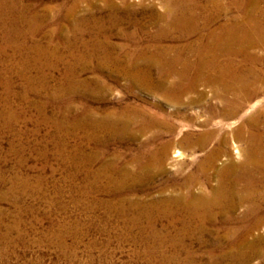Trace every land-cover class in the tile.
Masks as SVG:
<instances>
[{
    "label": "bare ground",
    "instance_id": "obj_1",
    "mask_svg": "<svg viewBox=\"0 0 264 264\" xmlns=\"http://www.w3.org/2000/svg\"><path fill=\"white\" fill-rule=\"evenodd\" d=\"M67 1L73 0H63L58 6L61 13L66 11V15H70L77 5L72 2L71 7L64 10ZM101 1L106 7L104 9L112 13L111 16L117 15L122 6L129 16L134 17L139 5L142 12L151 11L153 20L159 23L158 31L155 30L156 34L146 44L135 40L136 36L128 33L126 40L129 41L122 43L121 48L136 50L126 54L130 61L145 64L136 62L122 66L124 76L131 82L128 91L139 86L160 93L169 102L194 104L209 98L208 93L197 90L199 85L207 84L213 87L211 96L218 102L205 105L209 119L202 124L212 127L201 132L188 131L180 140L188 148L194 149L193 154L206 149L210 143H214L213 147L197 158L194 169L181 180L170 178L161 184L158 197L151 191L158 187L155 183L157 178L166 173L164 169L172 142L163 138L165 134L174 136L178 127L171 119L176 113L166 117L151 116V113L147 114L141 108L126 107L120 110L119 115L112 111L101 116L88 114L84 123L75 120L72 124L74 127L88 124L94 127V133L113 132V128H120L127 135L122 136L126 140H138V137L146 136L156 129V133L147 136L148 140L153 143L161 141V147L156 149L149 148L150 142L140 146L133 158L123 166H117L112 160L101 161L100 154L87 155L79 149L70 152L72 156L66 159L73 160L70 162V175L73 178L83 176L84 185L78 186L77 191L82 196L90 197L88 207L93 213V220L108 226L121 224V238L147 243L149 246L145 250L148 252H151L154 243L169 242L175 247L179 244L181 248L165 255L160 264H192V261H196L192 257L194 247L191 244L194 240L215 252L213 258L204 257L202 264L205 259L206 264H226V260H230L228 264H252L255 260L257 262L253 264H264V58L255 52L257 48L264 49V0H162L163 11L156 10V4L146 5L144 0ZM101 8L97 7L98 10ZM32 10V6L22 0H0V61L7 47L20 54H27V50H31L35 61H38L37 52L41 49L39 45L27 46L28 37H34L42 25L53 20L48 13L40 18L31 14ZM224 16L227 17L226 21L215 25ZM201 30L209 31L199 35ZM194 35L198 37L195 42L177 44V41ZM170 40L171 43H164ZM102 42L101 46L110 44L108 41ZM108 47L112 48V43ZM182 51H194V59L182 57ZM220 55L225 56L224 62L220 60ZM106 60L113 62L116 57L111 54L106 56ZM28 61V58L24 60L23 68L27 69L25 65ZM156 71L158 76H154ZM20 74L25 76L27 83L38 82L40 78H44L40 82H45V76L37 79ZM77 76L80 75L72 72L64 74L59 90H63L65 83L75 85L72 79ZM4 80L9 88L10 80ZM192 93L197 96L189 98ZM254 105H258L257 109L245 117L243 113L246 107ZM1 116H5L3 122L7 126H12L16 118L14 114L8 117L1 113ZM235 117L241 120L235 126L218 120ZM43 121L54 122L58 127L65 125L49 118H43ZM135 124L139 125L137 131L132 130ZM230 140L234 149L228 146ZM64 144L61 142V147ZM60 149L58 156H63L65 152L63 148ZM183 156L181 150L175 151L174 157L182 159ZM42 182L41 175L37 178L36 186ZM31 183L29 178L23 180L15 175L11 180V195L16 200L22 198L31 188ZM59 189L58 193H61ZM74 203L81 204L79 198ZM241 204L246 206L244 214L236 216L237 207ZM241 222L245 225L237 226ZM59 231L60 241H57V245L65 251V233L63 229ZM187 240H190L192 247L183 244ZM228 242L230 245L225 250V243ZM180 252L185 253L183 260L178 259Z\"/></svg>",
    "mask_w": 264,
    "mask_h": 264
},
{
    "label": "rangeland",
    "instance_id": "obj_2",
    "mask_svg": "<svg viewBox=\"0 0 264 264\" xmlns=\"http://www.w3.org/2000/svg\"><path fill=\"white\" fill-rule=\"evenodd\" d=\"M22 1L32 6L31 14L41 18L48 13L53 22L42 25L34 37H28L30 40L28 39L27 46L39 45L41 49L37 52V57H39L37 62L31 50H27L29 53H22V55L11 47H7L5 56L0 61V112L8 117H11L10 114H14V118L16 117L12 126H7L4 123L3 117L5 116L0 117V179H3V181L0 180V264L162 263L164 256L172 254L175 249H180V245L176 244L175 247L169 242L158 245L153 242L152 250L148 252L145 250L149 246L147 243L121 238L123 237L121 224L114 223L108 226L101 222H95L93 213L88 207L90 197L82 196L77 191L78 186L84 185L83 176L76 177L78 179L73 178L70 175L72 172L70 162L72 163L73 160H66L69 155L72 156L71 151L79 149L87 155L100 154L101 161L111 162L112 160L117 166H123L145 143L150 142L149 148L151 149L161 147V141L153 143L147 137L152 132L156 133L157 130L154 129L146 136L138 137V140H126L122 137L125 133L120 128H113V132L94 133V127L88 124L75 126L76 128L72 124L76 121L84 123L88 114L101 116L113 111L115 115H119L126 107L141 108L147 114L151 113V116L166 117L176 113V116L173 115L175 118L171 119V122H175L178 127L174 136L165 134L163 138L172 142L164 169L166 173L157 178L155 183L158 187L151 191L158 197L161 184L168 182L170 178L181 180L184 175L194 169L197 158L203 156L213 147L214 143H210L206 149L197 150L193 154L194 149L188 148L180 141L188 131L201 132L212 127V125L204 127L202 123L209 119L205 105L218 102V99L211 96L213 87L207 84L199 85L197 90L205 91L210 96L206 100L197 101L194 104L169 102L160 93L150 92L139 86L132 87V90L128 91V88L131 89V82L124 76L122 66L137 61H130L126 56L128 52L136 51L134 48H121L124 43L129 41L126 40V35L127 33L133 34L136 36L135 40L146 44L150 41L151 36L156 34L159 25L157 21L153 20L151 11L142 12L139 5L136 7L137 15L134 17L129 16L122 6H120L117 15L111 16L112 13L109 9H104L106 7L101 0H73L67 1L64 10L70 8L72 2H75L78 7L75 6L76 10H73L74 12L72 11L70 15H66L67 12L61 13L60 6H58L63 0ZM139 1L137 0V2ZM144 2L146 5L156 4L155 9L158 11L164 10L162 0H144ZM96 5L98 9L102 7L101 10H98ZM226 19L227 17H222L215 25L226 21ZM208 31L201 30L198 34L201 35ZM197 38V35H194L175 43L189 44L195 42ZM103 40L112 43V48L108 47L110 44L101 46L100 43H103ZM171 42L170 40L164 43ZM97 51L99 52L97 53ZM193 52L182 51L180 54L184 58L194 59ZM255 52L264 58V49L257 48ZM111 54L116 57L114 63L106 60V56ZM220 56V60L224 62L225 56ZM26 58L30 61L25 65L27 69L23 68ZM124 58H126L125 61H122ZM136 64L145 65L141 61ZM84 68L85 70H83ZM20 72L37 79L45 76V82H40V79H44L40 78L38 82L27 83L25 76H21ZM71 72L80 75L72 79L75 85L65 83L63 90L61 88L59 90L58 87L64 74ZM154 76H158V71ZM4 78L10 80L9 88L5 85ZM65 88L67 89L65 90ZM190 96L194 98L197 95L192 93L189 98ZM157 105H160L161 108ZM257 107L258 105L246 107L244 116H248ZM43 118L56 120V122L62 123L61 125H65L58 127L54 122L43 121ZM218 120L226 124L229 122L234 126L241 121H238L239 117L228 120L218 118ZM138 129L139 125H133L132 130L137 131ZM61 142L65 143L63 147H61ZM237 143L242 145L241 142L237 141ZM228 146L234 149L231 140ZM60 148H63L62 150L65 152L63 156H58ZM177 150L183 152L182 159L174 157ZM15 175H19L23 180L29 178L32 182L31 188L25 193L26 195L17 200L10 193L11 180ZM41 175L43 182L36 186L37 178ZM39 189L40 191H38ZM58 189L61 190V193H58ZM77 198L81 202L80 205L74 203ZM245 209V204L239 205L235 215L241 216ZM244 225L241 222L237 226ZM60 229H63L65 233V251L57 245V241H60L58 237ZM56 233L57 235H55ZM192 242L191 245L194 247L192 257L194 256L196 260L192 261V264H202L201 260L207 256L213 258L212 255L215 252L210 250V247L201 245L195 240ZM190 243V240L183 242L186 246H191ZM229 245V242L225 243V250ZM179 254L178 259L183 260L185 253L180 252ZM206 262L205 259L203 264ZM229 262L230 260L225 261L226 264ZM252 262L256 263L257 261Z\"/></svg>",
    "mask_w": 264,
    "mask_h": 264
}]
</instances>
